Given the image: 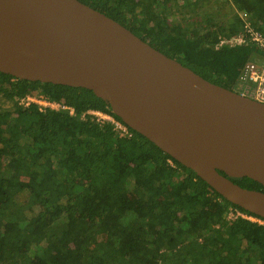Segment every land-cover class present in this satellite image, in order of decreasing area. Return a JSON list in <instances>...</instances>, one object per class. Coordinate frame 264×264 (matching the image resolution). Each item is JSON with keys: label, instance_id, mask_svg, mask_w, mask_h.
<instances>
[{"label": "trees", "instance_id": "obj_1", "mask_svg": "<svg viewBox=\"0 0 264 264\" xmlns=\"http://www.w3.org/2000/svg\"><path fill=\"white\" fill-rule=\"evenodd\" d=\"M81 1L230 89L242 66L261 57L251 43L217 45L241 30L243 17L264 30V0H230L233 12L222 16L202 14L204 0ZM27 94L75 114L18 105ZM92 108L122 121L90 89L0 72V264H264L263 217L139 132L83 116ZM232 180L264 191L247 176ZM230 208L263 223L229 219Z\"/></svg>", "mask_w": 264, "mask_h": 264}, {"label": "water", "instance_id": "obj_2", "mask_svg": "<svg viewBox=\"0 0 264 264\" xmlns=\"http://www.w3.org/2000/svg\"><path fill=\"white\" fill-rule=\"evenodd\" d=\"M0 72L83 87L131 129L264 218V102L203 77L81 0H0ZM222 171L224 173H222Z\"/></svg>", "mask_w": 264, "mask_h": 264}, {"label": "built area", "instance_id": "obj_3", "mask_svg": "<svg viewBox=\"0 0 264 264\" xmlns=\"http://www.w3.org/2000/svg\"><path fill=\"white\" fill-rule=\"evenodd\" d=\"M243 16V15H242ZM242 28L239 32L230 37H223L220 43L217 45L219 48L224 43L230 44H242L251 43L256 45L261 52V57L257 61H248L242 66L239 78L235 84L242 94L250 96L258 101L264 102V30H260L252 25L245 17H243ZM239 92V91H238ZM32 103L40 105V109L52 108L63 109L68 111L69 114H75V108L69 105L59 103L57 101L50 100L45 96H36L27 94L18 101L20 106H28ZM90 114L92 117L100 123L110 122L115 130H118L126 135L132 136L130 128L120 119L116 118L109 111L102 109H88L83 113V116ZM172 165V161H169ZM227 217L229 219H237L238 217L258 221H263L255 216L249 215L242 210H234L230 208Z\"/></svg>", "mask_w": 264, "mask_h": 264}, {"label": "rangeland", "instance_id": "obj_4", "mask_svg": "<svg viewBox=\"0 0 264 264\" xmlns=\"http://www.w3.org/2000/svg\"><path fill=\"white\" fill-rule=\"evenodd\" d=\"M202 8L203 9H200L202 14L205 12H214V13L216 12L217 13L218 9L221 10V13H219L220 16H222L226 12L228 13L233 12V7L230 5V0H204V3L202 4ZM183 10H184V14H185V11H188L187 8H183ZM191 14H196V12H193ZM181 15L182 14H178L176 15L177 17H174V18L176 20H179L178 18H180ZM192 18L197 19L195 15H192ZM224 18L225 17H223V19ZM233 89L241 92L240 89L236 86H234Z\"/></svg>", "mask_w": 264, "mask_h": 264}, {"label": "bare ground", "instance_id": "obj_5", "mask_svg": "<svg viewBox=\"0 0 264 264\" xmlns=\"http://www.w3.org/2000/svg\"><path fill=\"white\" fill-rule=\"evenodd\" d=\"M111 113V112H110ZM112 114V113H111ZM123 121V120H122ZM124 122V121H123ZM125 123V122H124ZM126 124V123H125ZM127 125V124H126ZM128 126V125H127ZM129 127V126H128Z\"/></svg>", "mask_w": 264, "mask_h": 264}]
</instances>
